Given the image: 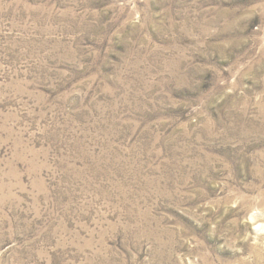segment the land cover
I'll return each mask as SVG.
<instances>
[{
	"label": "rangeland",
	"instance_id": "1",
	"mask_svg": "<svg viewBox=\"0 0 264 264\" xmlns=\"http://www.w3.org/2000/svg\"><path fill=\"white\" fill-rule=\"evenodd\" d=\"M0 264H264V0H0Z\"/></svg>",
	"mask_w": 264,
	"mask_h": 264
}]
</instances>
